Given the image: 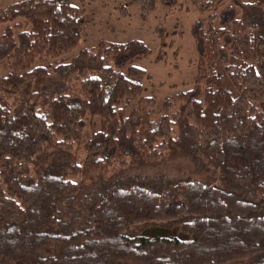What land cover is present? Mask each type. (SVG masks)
Masks as SVG:
<instances>
[{"label":"trees","instance_id":"trees-1","mask_svg":"<svg viewBox=\"0 0 264 264\" xmlns=\"http://www.w3.org/2000/svg\"><path fill=\"white\" fill-rule=\"evenodd\" d=\"M192 1L195 85L159 109L141 39L53 61L86 9L0 8V264H264V0Z\"/></svg>","mask_w":264,"mask_h":264},{"label":"rangeland","instance_id":"rangeland-1","mask_svg":"<svg viewBox=\"0 0 264 264\" xmlns=\"http://www.w3.org/2000/svg\"><path fill=\"white\" fill-rule=\"evenodd\" d=\"M13 1L16 0H3L0 8ZM71 1L86 9V26L78 44L53 61H68L82 47L95 45L100 40L121 42L136 38L150 49L147 56L137 58L134 64L147 71L142 79V92L155 97L156 109L166 97L195 85L199 50L193 25L197 21L205 24L209 11L199 8L192 0H180L170 7L159 1L148 15H144L137 5L129 6L128 12L122 13L119 9L122 0ZM4 27L0 24V29ZM6 71V60L0 58V77ZM89 133L88 125L85 138ZM178 164L174 163L173 167Z\"/></svg>","mask_w":264,"mask_h":264}]
</instances>
